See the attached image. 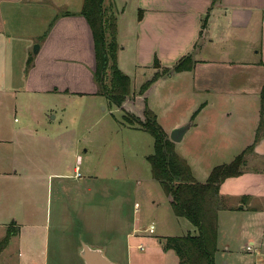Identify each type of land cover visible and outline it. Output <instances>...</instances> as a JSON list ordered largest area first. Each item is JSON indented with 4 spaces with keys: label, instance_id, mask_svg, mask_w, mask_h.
<instances>
[{
    "label": "crops",
    "instance_id": "crops-1",
    "mask_svg": "<svg viewBox=\"0 0 264 264\" xmlns=\"http://www.w3.org/2000/svg\"><path fill=\"white\" fill-rule=\"evenodd\" d=\"M22 1L0 0V9L3 4L18 6ZM123 1L120 0L119 9L115 10L119 25L117 33L121 30L117 40L118 55L129 47L133 62L140 70L153 67L155 59L163 67H173L187 55L192 56L195 66L191 71L160 79L145 95L135 97L134 94L135 102L131 100L133 97H129L122 108L141 118L139 104L144 100V107L147 102L160 122L159 111L166 115L173 101L174 84L191 81V96L196 103L193 110L190 109L184 118L171 126V131L189 123L183 140L175 143L176 150L190 164L195 179L204 183L213 168L232 162L256 139L264 87V0H130V5ZM68 12L72 15L56 17L39 37L40 48L35 56L29 57L33 59L29 69L28 58L25 68L22 66L19 73L9 75L4 66L5 71L0 75V148L5 147V151L16 158L11 166L0 164V182H16L23 176L22 166L18 165V157L14 153L22 145L18 139H27L25 131H15L11 137L7 129L1 128V123L2 114L7 110L17 113L25 93L44 97H98L94 81L96 62L92 31L87 20L78 14L80 11ZM127 32L131 33L128 43L124 40ZM4 49L6 52V44ZM19 83L23 84L20 88ZM132 89L133 93L137 92L133 81ZM156 91L160 104L152 99V93ZM176 97L180 98L181 94H176ZM202 97L203 100H199ZM163 128L170 135V131ZM189 132L194 137L191 140L192 153L185 149L181 153L179 144L185 141ZM77 159L81 160V157ZM211 161H218V164H209ZM195 169L200 174L195 175ZM47 191L46 211L28 195L23 200L26 204L20 205L22 213L8 210L9 203L15 201L0 194V225L5 229V235L11 225L18 230L12 238L18 247L16 264H86L80 255L83 244L101 249L104 256L114 263L125 247L128 264H134L131 242L140 229L135 227V219L130 220L125 208L120 217L116 216L105 224L102 214L92 206L91 195L97 193L95 189L63 187L61 192L57 191L55 200L59 203L55 205L53 187ZM73 193L76 197L70 196ZM220 195L224 208L219 219L222 214H226L228 219L239 216L238 225L232 223L233 227H238L241 237L255 246L258 258L264 263V137L255 148L249 170L240 177L227 179L221 185ZM71 199L84 202L85 216L77 223L63 218L56 220L53 233L50 219L53 205L59 211V217H64L67 210L69 213L73 210ZM170 201L169 198V204ZM134 212H138L136 204ZM44 218L47 223L43 222ZM168 237L174 236L159 237L158 247L144 256L140 255L137 261L165 263L166 256L176 254L173 250L164 249ZM224 251H229V248ZM11 255L6 257L7 264L12 260ZM176 257V263L181 264ZM0 264H4L1 256Z\"/></svg>",
    "mask_w": 264,
    "mask_h": 264
},
{
    "label": "rangeland",
    "instance_id": "rangeland-1",
    "mask_svg": "<svg viewBox=\"0 0 264 264\" xmlns=\"http://www.w3.org/2000/svg\"><path fill=\"white\" fill-rule=\"evenodd\" d=\"M83 2L84 0H24L19 2L18 6L3 4L0 9L2 32L0 75L5 71L4 66L9 75L19 73L22 66L25 68L28 58L37 54L35 47L39 44L38 39L48 29L49 24L67 11H81ZM119 3L120 0L104 2L108 13L111 16L112 13L116 15H114L116 20L115 10L119 9ZM126 8L129 10L128 6ZM117 27L119 28L118 24ZM120 32L121 30L117 33V40ZM130 34L127 32L124 35L126 43L130 40ZM117 64L119 69L131 78L137 92L153 76V67L140 70L135 65L129 47L124 53L117 55ZM21 86L23 84L19 83L18 88ZM191 87L192 82L188 80L174 84L172 87L174 98L169 111L166 115L159 111V123L170 131V134L171 126L184 118L190 109L193 110L192 106L196 101L191 96ZM176 94H181V97H176ZM133 95L130 98L133 97L131 100L135 102L136 98ZM152 99L160 104L157 91L152 93ZM199 100H203V97ZM21 105L17 113L7 110L4 115L2 114V129H7L11 137L15 135V131L19 133L25 131L27 138L18 139L22 145L17 148L18 152L15 150L14 153L18 157V165L22 166L23 176L16 182H0V194L15 201L9 203L8 210L15 213L19 210L18 213H22L20 205H25L23 200L31 195L35 199L33 202L46 211L49 187L54 189V205L59 203L55 200L58 189L61 192L63 187L93 188L97 193L91 195L92 206L102 214L105 224L116 216L120 217L123 208L130 214V220L135 219V227L140 231L131 242L134 264H145L137 260L158 247L159 237L197 235L196 228L188 220L177 218L173 214L169 197L164 193L159 182L152 178L147 158L154 153V138L142 130L124 124L123 115L125 112L131 113L127 109L111 108L107 100L101 96L44 97L34 93H25ZM139 105L142 108L140 113L142 119L144 100ZM184 139L185 141L179 144L180 152L185 149L192 153L191 140L194 139L192 132H189ZM5 149V147L0 148V164L11 166L12 160L16 158H12V153H8ZM78 156L81 160L77 159ZM217 162L211 161L209 164H218ZM76 168L78 169L75 171ZM77 172L80 173L81 179L76 177ZM198 174L199 171L195 169V175ZM70 196L76 197L74 193ZM71 201L73 210L70 213L67 210L64 217H59V211H56L53 205L50 215L53 233L56 230V220L63 218L68 222L72 220L77 223L85 216L84 202L78 200L74 202V199ZM135 204L139 205L136 213ZM92 213L91 211V215ZM239 221V216L236 218L230 216L228 219L226 214H222L220 217L219 245L222 250L216 256V264H264L262 259L258 258L255 246H252V251H248L246 247L249 241L241 237L238 227H233L232 223L238 225ZM43 222L47 223L45 218ZM152 225L155 227L153 234L149 232ZM4 235L5 229L0 225V239ZM141 244L146 248L144 252L137 248ZM227 247L229 251H224ZM17 249L12 239L4 253L0 255L4 264L8 263L6 257L10 254H12L10 264L18 262ZM117 249L120 250L119 247ZM117 260L119 264H128L125 247L122 248ZM165 261L159 264H177L176 254H169Z\"/></svg>",
    "mask_w": 264,
    "mask_h": 264
},
{
    "label": "trees",
    "instance_id": "trees-1",
    "mask_svg": "<svg viewBox=\"0 0 264 264\" xmlns=\"http://www.w3.org/2000/svg\"><path fill=\"white\" fill-rule=\"evenodd\" d=\"M104 2L105 0H84L78 14L87 20L93 35L97 95L104 97L111 108L121 109L126 100L135 93L132 92L131 78L118 67L117 21L108 13ZM63 15L72 13L67 11ZM32 63L33 59L29 58L27 69ZM194 66L195 61L191 55L183 57L173 67H163L155 59V73L139 88L137 96L145 95L160 79L191 71ZM196 114L197 112L193 118ZM122 119L129 127L142 130L154 138V153L147 158L152 178L159 182L164 193L171 199L173 214L177 218L188 220L197 230V235L194 236L189 234L166 238L164 249L173 250L181 264H216V256L220 251L219 214L224 208L220 188L227 179L240 177L249 170L255 148L264 137V87L260 102V123L254 143L232 162L213 168L204 183L195 179L190 164L178 154L176 144L170 140L147 102L143 119L127 112ZM17 231L15 225L7 228L5 237L0 240V255L17 235Z\"/></svg>",
    "mask_w": 264,
    "mask_h": 264
},
{
    "label": "water",
    "instance_id": "water-1",
    "mask_svg": "<svg viewBox=\"0 0 264 264\" xmlns=\"http://www.w3.org/2000/svg\"><path fill=\"white\" fill-rule=\"evenodd\" d=\"M39 48L40 46L36 45L35 53L38 52ZM188 130V124L175 128L170 134V140L174 143H180ZM80 255L86 264H116L107 259L101 249H93L86 244L82 245Z\"/></svg>",
    "mask_w": 264,
    "mask_h": 264
},
{
    "label": "built area",
    "instance_id": "built-area-1",
    "mask_svg": "<svg viewBox=\"0 0 264 264\" xmlns=\"http://www.w3.org/2000/svg\"><path fill=\"white\" fill-rule=\"evenodd\" d=\"M76 176H77L78 178L81 177V175H80L79 172H77ZM136 209H137V210L139 209V205H138V204H136ZM154 230H155V227H154V225H152V226L149 228V232H150L151 234H153V233H154ZM252 246H253V245H248V246L246 247V249H247L248 251H252V250H253V247H252ZM138 248H139L140 251H145V247H144L143 245H139Z\"/></svg>",
    "mask_w": 264,
    "mask_h": 264
}]
</instances>
